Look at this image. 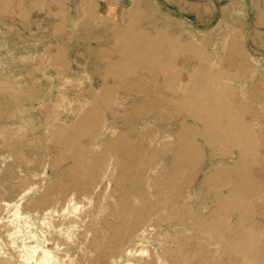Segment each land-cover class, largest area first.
<instances>
[{
  "label": "rangeland",
  "instance_id": "obj_1",
  "mask_svg": "<svg viewBox=\"0 0 264 264\" xmlns=\"http://www.w3.org/2000/svg\"><path fill=\"white\" fill-rule=\"evenodd\" d=\"M134 12L136 16L131 21ZM261 14L264 15V1L252 0H134L133 4L128 3L122 17L114 18L101 16L96 6L82 0H0V201L20 200L23 194L19 183L24 180L27 187L36 185L38 190L24 199L23 204L40 201L44 192L51 190L53 196L46 206L51 204L55 210H62L65 194L72 191L68 171L73 159H61L63 152L51 141L50 129L53 127L48 123H53L50 120L54 116L52 112L57 110L61 121L70 123L75 117L69 118L71 111L77 114L92 105L96 109L110 108L107 125L126 132L136 127L131 134L133 141L138 138L137 135L133 137L134 133L144 135L141 138L144 140L151 138L156 144L167 140L171 150H161L158 155L162 172L167 176L175 162L173 156L179 143L194 140L200 145L204 156L198 173L187 172L176 181L182 198L173 202L184 205L209 222L221 219L231 231L225 233L212 227L200 232L198 221L192 222L187 215L180 214L178 220L159 222L155 219L154 226L143 234L141 232V238L130 244L132 253L125 252L121 257L116 253L114 263L100 256L93 243V234L97 233L103 244L117 246L109 245L113 233L108 223L110 219L105 224L104 217L116 211V202L131 200L133 172L126 173L123 167L135 166L137 162L120 151H113V156L119 157L122 165L116 172L121 181L120 189L116 190L113 183L106 193V182L97 178L96 189H88L84 195L76 197L81 207H88L85 210L94 213V217L84 219L71 241H68L69 229L47 231L51 241L49 250L59 253L62 260L68 261V255L69 261L76 264H247L243 253L224 251L223 245L239 243L244 228L254 226L262 235L259 246L264 257V31H260L264 25L259 20ZM133 31L161 41L163 47L174 44L172 38H178L184 45L205 53L206 58L202 59L187 52L178 54L172 66L180 71V76H171L173 82L188 85L189 75L201 62L209 63L219 73L216 74L219 76L217 83L227 87L226 99L232 104L233 114L244 121L246 129L243 131L250 136L248 142L260 145L255 154L240 157L239 161L244 169L242 174L245 171L252 173L253 186L262 188L250 201L253 219L242 224L233 211V201H218L227 189L220 192L215 183H210L211 187L205 185V179L215 168L233 165L240 159L234 154V147L229 144L213 150L207 145L206 137L190 133L182 137L184 130L176 122L186 120L188 125L200 129L202 123L193 122L186 115H161V107L174 113L185 102L195 99L172 101V94L165 93L163 97L170 101V106H166L153 95L137 93L146 82L123 83L116 88L109 79L112 81L108 80V86L113 88L116 100L110 105L95 103L96 94L102 88V75L108 71L105 58L111 62L118 60L117 53L112 50L116 35ZM124 56L131 57V51L124 50ZM58 62L62 64V71L57 68ZM11 93H20V96ZM144 102L153 104L154 108H147L146 113L137 110ZM81 142L88 143L87 140ZM144 143L148 146V141ZM181 158L183 161L184 157ZM242 174L230 173L232 177ZM143 187L139 183V188ZM153 193L157 194L155 190ZM89 198L94 200V205L89 203ZM245 203L249 205V200ZM120 208L118 211H122ZM62 220L56 218L53 221L59 223ZM35 221L40 223L39 219ZM91 221L97 232L80 237L86 223ZM130 221L126 219L123 223L127 226ZM38 227L40 232L43 227ZM3 239L5 243L0 241V249L2 247L9 256H14L15 261H21L20 249L11 248V244L6 246L8 239ZM28 242L30 246L35 245L33 241ZM56 244L60 245L59 249Z\"/></svg>",
  "mask_w": 264,
  "mask_h": 264
},
{
  "label": "bare ground",
  "instance_id": "obj_2",
  "mask_svg": "<svg viewBox=\"0 0 264 264\" xmlns=\"http://www.w3.org/2000/svg\"><path fill=\"white\" fill-rule=\"evenodd\" d=\"M135 16L136 13H132L133 19L131 18V21H134ZM159 42L161 41L155 40L147 34L143 36L142 33L138 34L136 31L116 35L112 50L117 53L118 60L111 62L109 58H105L107 54L102 56L106 59L105 64L108 71L106 75H102V88L96 94L95 103L110 105L112 101L116 100V96L112 91L113 88L108 86L109 79L113 80V85L116 88H119L123 83L135 85L141 81L146 82L144 83L145 86L142 85L144 87L139 89L137 93L144 96H147V94L153 95L156 99H159V102L165 103L166 106H170V101L163 97L165 93L172 94V101H178L179 98L195 99L197 101V103L195 101L185 102L174 113L161 107L163 117L186 115L193 122L202 123L200 129L198 126L188 125L186 120L176 122L184 130L182 137L188 136L189 133L206 137L207 145L213 150L216 147L220 148L231 144L235 150L234 154L238 155V158L255 154L260 148L259 143H251L250 145V142H248L250 136L243 131V129H246V125L241 118L233 114L232 104L226 99L228 89L217 83L216 77L219 76H216V74L218 72L212 66L210 67L209 63L201 62L200 65H197L193 73L189 75V83L186 86L173 82L171 78L173 75L180 76V71L172 66V62L180 54L187 52L195 55L193 57L202 59L203 57L206 58L205 53L190 45H184L179 42L178 38H172L174 44L167 47H163ZM126 49L131 51L132 56L129 58L124 56V50ZM57 68L62 71V64L59 63ZM64 79L63 81L66 82L67 79ZM5 91L7 92V90ZM150 103L144 102L139 108L137 107V110L141 109L145 112L149 107L154 108V105ZM174 105L176 106V103ZM92 106H89L85 111L81 109L77 114L71 111V117L69 118L75 117L70 123L62 122L59 118V112L54 108L55 111L52 112L53 119H50L53 120V123H48L50 127H53L50 129L51 141L55 142L64 154L61 159H73V164H71L68 171L69 176L72 178V182L69 184L72 191L65 194L62 210H55L51 204L46 206L53 196L51 190H46L40 201L31 200L26 205L23 204L24 199L38 190L36 185L30 188L27 187V182L24 180L19 183L23 194L20 200L8 203L1 199L0 241L3 244L5 243L3 238H7L8 243L6 246L11 244V248L20 249L18 253L21 261H15L14 256H9L1 247L0 264H76L69 261L71 257L69 258L68 255V261L62 260L59 253L48 249V244L51 241L48 239L47 231L50 232L57 228L61 231L69 229L68 241H71L73 233L77 231L84 219L94 217V213L85 210L88 207L84 208L85 205H82L83 208L81 207V202H78L76 197L84 195L88 189H96L98 187L95 183L97 178H101L102 181L106 182V193L109 192V189H112L114 184L116 190L120 189L121 181L116 177V172L121 164L119 157L113 156V151L115 153L120 151L128 159L137 162L135 166L123 167L126 173L133 172L131 200L127 199L123 203L116 202L114 205L116 211L108 217H104L105 224L109 219L113 223L108 222L113 233L109 238V245L117 246L105 245L100 241L98 235H96L97 233L93 234V231L97 232L98 230L97 227L93 226V221L86 223L84 232L80 235V237L94 235L93 243L100 256H105L111 263H114L117 257L116 253L120 257L125 252L132 253L130 244L141 238V235L148 228L153 227L155 219L159 222L178 220L180 214L187 215L192 222L196 223L198 221L200 232H206V230L214 227L225 233H230V228L222 224L221 219L209 222L203 217H197L194 212L185 208L184 205L174 204L173 202L175 199L182 198V193L176 181L181 179L182 176L185 177L187 172L193 175L202 164L201 159L204 155L199 144L194 140H190L185 144L179 143L173 156L175 162L172 164L167 176L166 173L162 172V164L158 160L161 150L165 152L171 150L167 140L156 144L151 138L144 140L141 139L144 135L134 133L133 137L135 138L137 135L138 138L133 141L131 134L135 132L136 127L133 126L131 128L133 131L126 132L108 126L106 122L107 114L112 110L110 108L108 110L96 109ZM50 118L52 117L50 116ZM202 132H205V134H202ZM144 134H148L146 129ZM177 137H180V135L177 134ZM83 140H87L88 143H82ZM144 141H148V146H145ZM136 146H138V149ZM182 156L184 157L183 161ZM241 158L237 159L233 165H222L215 168L205 179V185L211 187L209 184L215 183L220 192L227 189V193H222L223 195L219 196L218 201L220 203L233 201L235 206L233 211L238 214L241 223L244 224L248 219H253L254 214L251 210L253 205L250 201L258 196V192L262 188L253 186L252 173L245 171L244 175L242 174L244 169L239 164ZM231 171H237L242 175L232 177L230 175ZM227 175L230 177H226ZM139 183L143 184L144 187L139 188ZM154 190L157 192L156 195L153 193ZM68 197H71L70 201L66 200ZM110 197L111 199L114 198L113 195ZM246 200H249V205L245 203ZM89 201L91 203L92 199L89 198ZM120 207H122V211H118L121 209ZM60 211L63 213L61 214ZM10 213L13 215H9ZM56 218H62L63 220L59 223L54 222L53 220ZM35 219H39L40 223L36 222ZM126 219H131L127 226L125 222L123 223ZM39 225L43 227L40 232ZM45 229L46 231H44ZM141 232L142 234H140ZM259 234L254 226L244 228L240 242L225 244L223 250L232 253H243V260L247 264H264V257L259 246L262 235ZM208 240H211V237ZM28 241H33L35 245L30 246ZM59 247L60 245L56 244V249H59ZM159 264L164 263L160 262Z\"/></svg>",
  "mask_w": 264,
  "mask_h": 264
},
{
  "label": "crops",
  "instance_id": "obj_3",
  "mask_svg": "<svg viewBox=\"0 0 264 264\" xmlns=\"http://www.w3.org/2000/svg\"><path fill=\"white\" fill-rule=\"evenodd\" d=\"M93 4L97 7L101 16L106 18L122 17L125 14V10L128 8V3L134 2V0H82ZM251 1V0H250ZM252 1H264V0H252ZM262 15V14H261ZM259 20L264 25V15H259ZM260 31H264V26L260 27Z\"/></svg>",
  "mask_w": 264,
  "mask_h": 264
}]
</instances>
